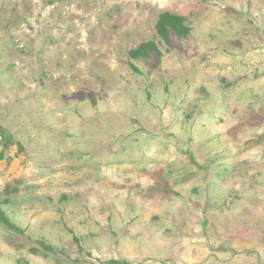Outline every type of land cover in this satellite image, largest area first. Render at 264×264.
<instances>
[{
  "label": "rangeland",
  "instance_id": "1",
  "mask_svg": "<svg viewBox=\"0 0 264 264\" xmlns=\"http://www.w3.org/2000/svg\"><path fill=\"white\" fill-rule=\"evenodd\" d=\"M0 126V264H264V0H0Z\"/></svg>",
  "mask_w": 264,
  "mask_h": 264
},
{
  "label": "trees",
  "instance_id": "2",
  "mask_svg": "<svg viewBox=\"0 0 264 264\" xmlns=\"http://www.w3.org/2000/svg\"><path fill=\"white\" fill-rule=\"evenodd\" d=\"M156 36L167 46H170L169 33L173 32L179 38H186L189 35L190 29L185 24V19L181 16L171 14L168 12L161 13L155 26ZM156 53L160 55L158 46L155 42H145L137 46L129 52V57L132 59H148L151 54ZM135 69V68H134ZM136 70V69H135ZM0 143L2 145V153L9 150L13 145H17L18 151H22V145L15 141L13 136L3 127L0 126ZM0 223L12 230H18L15 225L11 224L4 215L0 208ZM41 244V243H40ZM43 247L44 244L42 243ZM46 249L48 247L44 246ZM32 253H37L36 249L31 250ZM107 264H119L117 261L112 260Z\"/></svg>",
  "mask_w": 264,
  "mask_h": 264
}]
</instances>
